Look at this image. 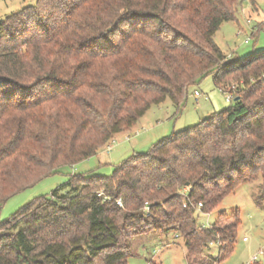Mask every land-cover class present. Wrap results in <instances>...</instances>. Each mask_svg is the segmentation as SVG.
Wrapping results in <instances>:
<instances>
[{
    "label": "trees",
    "instance_id": "1",
    "mask_svg": "<svg viewBox=\"0 0 264 264\" xmlns=\"http://www.w3.org/2000/svg\"><path fill=\"white\" fill-rule=\"evenodd\" d=\"M244 1L35 0L0 18V204L98 156L153 105L169 98L180 108L207 77L221 89L264 61L260 50L229 62L215 41L224 23H238ZM246 85L228 107L111 175L75 174L0 223V264H128L134 238L171 232L185 239L188 264L223 261L238 211L205 228L195 206L213 212L258 178L263 203L264 84Z\"/></svg>",
    "mask_w": 264,
    "mask_h": 264
},
{
    "label": "rangeland",
    "instance_id": "2",
    "mask_svg": "<svg viewBox=\"0 0 264 264\" xmlns=\"http://www.w3.org/2000/svg\"><path fill=\"white\" fill-rule=\"evenodd\" d=\"M35 0H0V18L17 12L22 7L33 4ZM258 32V33H256ZM249 42L246 43L245 41ZM215 41L226 54L229 62L243 60L254 51L264 50V0H256L252 6L250 0H245L238 13V23H224L215 35ZM264 61L255 63L245 72L229 75L218 88L212 76L204 79L200 85L190 90L187 101L179 108L171 99L160 105H153L141 118L131 132L121 133L110 142L111 149L106 147L98 156L83 161L73 167H66L54 173L32 187H29L10 197L0 204V223L11 218L33 200L50 196L58 187L63 186L75 174L95 172L100 175H111L115 167L130 158L135 153L148 151L161 139L173 132L181 131L197 124L215 112H219L230 105L225 92L238 93L240 86L246 85L253 89L255 84H264V71L261 65ZM198 90L202 96L196 99L194 91ZM207 97V98H206ZM254 95L248 100L250 104L256 100ZM130 136L127 138V136ZM262 186V179L240 185L233 194L224 198L221 205L210 213H204L195 206V218L202 227H209L221 213L231 215L238 211L241 225L237 233L234 251L217 264H264V200L261 205L257 197ZM123 206V204H122ZM143 207L146 217L151 211ZM139 224H137V227ZM247 238L246 241L243 239ZM132 252L136 255L128 259V264H188L186 259V245L183 237L173 232L160 238L148 234L132 240ZM208 253L215 259L219 258L220 247L212 244ZM258 255L255 263L251 259Z\"/></svg>",
    "mask_w": 264,
    "mask_h": 264
},
{
    "label": "built area",
    "instance_id": "3",
    "mask_svg": "<svg viewBox=\"0 0 264 264\" xmlns=\"http://www.w3.org/2000/svg\"><path fill=\"white\" fill-rule=\"evenodd\" d=\"M245 42L248 43L249 41L246 40ZM194 92H195V93H194V96H195L196 99L198 100V98L201 97L202 94H201L198 90H195ZM225 93L228 94V95H227V98H226L227 102H231V101L234 100V94H233L231 91H228V92H225ZM206 98H207V97H206ZM129 137H130V136L128 135L127 138H129ZM112 141H113V140H112ZM106 148H107L108 150L111 149L110 143L107 145ZM100 195H102V194L100 193ZM107 199H110V197H106V200H107ZM118 204H119L120 206H122V201H121L120 199L118 200ZM201 206H202V204L199 203V204H198V207H199L198 210H200ZM146 210H147V211L150 210V209H149V205L146 206ZM243 240L246 241L247 238H244ZM259 254H260V255H263L264 252H260ZM257 259H258V255L254 256V257L251 259V263H255V262L257 261Z\"/></svg>",
    "mask_w": 264,
    "mask_h": 264
},
{
    "label": "crops",
    "instance_id": "4",
    "mask_svg": "<svg viewBox=\"0 0 264 264\" xmlns=\"http://www.w3.org/2000/svg\"><path fill=\"white\" fill-rule=\"evenodd\" d=\"M145 116V115H144ZM137 125V124H136ZM136 125H134L131 129H129V130H127V131H124V132H121L122 134L123 133H127V132H131L134 128H136ZM121 133H119V134H121ZM119 134H117V135H119ZM116 135V136H117Z\"/></svg>",
    "mask_w": 264,
    "mask_h": 264
},
{
    "label": "water",
    "instance_id": "5",
    "mask_svg": "<svg viewBox=\"0 0 264 264\" xmlns=\"http://www.w3.org/2000/svg\"><path fill=\"white\" fill-rule=\"evenodd\" d=\"M239 98L237 97V98H235V101H237Z\"/></svg>",
    "mask_w": 264,
    "mask_h": 264
}]
</instances>
